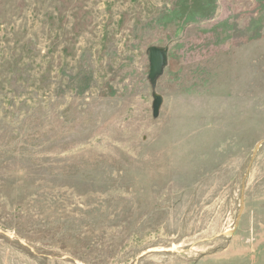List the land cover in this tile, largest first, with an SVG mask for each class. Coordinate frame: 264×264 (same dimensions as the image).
Instances as JSON below:
<instances>
[{
  "label": "rangeland",
  "instance_id": "obj_1",
  "mask_svg": "<svg viewBox=\"0 0 264 264\" xmlns=\"http://www.w3.org/2000/svg\"><path fill=\"white\" fill-rule=\"evenodd\" d=\"M192 1L0 0V264H264V0Z\"/></svg>",
  "mask_w": 264,
  "mask_h": 264
},
{
  "label": "water",
  "instance_id": "obj_2",
  "mask_svg": "<svg viewBox=\"0 0 264 264\" xmlns=\"http://www.w3.org/2000/svg\"><path fill=\"white\" fill-rule=\"evenodd\" d=\"M148 62H149V72L148 80L152 86L155 85L156 79L162 75L165 66L167 65V51L158 47L148 48ZM152 111L153 117L158 115L159 108L162 104V98L154 93L152 95Z\"/></svg>",
  "mask_w": 264,
  "mask_h": 264
},
{
  "label": "trees",
  "instance_id": "obj_3",
  "mask_svg": "<svg viewBox=\"0 0 264 264\" xmlns=\"http://www.w3.org/2000/svg\"><path fill=\"white\" fill-rule=\"evenodd\" d=\"M202 1H204V0H199L198 2H196V1L194 0V1L190 2V3L187 4V5H186V3H184L183 5L177 6V9H175V11L177 10V12H178L179 15H181L182 12L185 14L186 11H190V12L193 13V10H197V7H198V5H199V2L201 3ZM206 4H207V3H206ZM175 11H174V12H175ZM195 13H196V11L194 12V14H195ZM189 18H191V16H190ZM187 20H189V19H187ZM184 23L187 24L188 22H186V20H185Z\"/></svg>",
  "mask_w": 264,
  "mask_h": 264
}]
</instances>
